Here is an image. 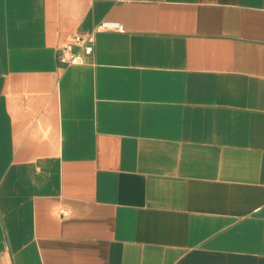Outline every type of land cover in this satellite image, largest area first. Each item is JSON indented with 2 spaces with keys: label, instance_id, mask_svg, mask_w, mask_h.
Segmentation results:
<instances>
[{
  "label": "crops",
  "instance_id": "obj_1",
  "mask_svg": "<svg viewBox=\"0 0 264 264\" xmlns=\"http://www.w3.org/2000/svg\"><path fill=\"white\" fill-rule=\"evenodd\" d=\"M0 264H264V0H0Z\"/></svg>",
  "mask_w": 264,
  "mask_h": 264
},
{
  "label": "built area",
  "instance_id": "obj_2",
  "mask_svg": "<svg viewBox=\"0 0 264 264\" xmlns=\"http://www.w3.org/2000/svg\"><path fill=\"white\" fill-rule=\"evenodd\" d=\"M110 29H116L120 32L125 31L123 24H121L120 22L112 20L102 21L99 25H97L93 32L86 34H77L74 37L73 41L61 47L57 55L59 62L63 65L84 63V55H90L93 53L95 32ZM76 45L81 47L83 53L74 50V47ZM61 214L63 216H69L70 211L67 209H61Z\"/></svg>",
  "mask_w": 264,
  "mask_h": 264
}]
</instances>
